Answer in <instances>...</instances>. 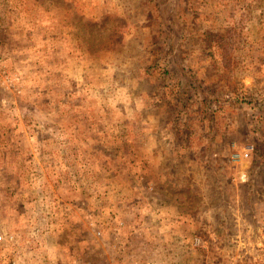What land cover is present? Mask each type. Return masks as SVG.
<instances>
[{
	"label": "rangeland",
	"instance_id": "rangeland-1",
	"mask_svg": "<svg viewBox=\"0 0 264 264\" xmlns=\"http://www.w3.org/2000/svg\"><path fill=\"white\" fill-rule=\"evenodd\" d=\"M0 234V264H264V0H0Z\"/></svg>",
	"mask_w": 264,
	"mask_h": 264
},
{
	"label": "built area",
	"instance_id": "built-area-1",
	"mask_svg": "<svg viewBox=\"0 0 264 264\" xmlns=\"http://www.w3.org/2000/svg\"><path fill=\"white\" fill-rule=\"evenodd\" d=\"M248 150L244 153V155L247 156ZM2 240V235L0 234V241ZM205 241L202 237L196 235L193 236L191 238V246L193 248H203L205 247ZM238 245H244V241L239 239V241H237ZM262 246L261 250H264V242H262V244L260 245ZM9 264H16V260H12ZM116 264H167L166 262H164L163 260L160 259H146V260H140V259H132L130 262L128 263H124V262H119ZM208 264H218L216 262H209Z\"/></svg>",
	"mask_w": 264,
	"mask_h": 264
},
{
	"label": "trees",
	"instance_id": "trees-1",
	"mask_svg": "<svg viewBox=\"0 0 264 264\" xmlns=\"http://www.w3.org/2000/svg\"><path fill=\"white\" fill-rule=\"evenodd\" d=\"M187 86V88L193 89L192 92H195V90H197V88L203 86V84L199 81H197V79H192L191 81H189V84L185 85ZM184 87V86H183ZM187 94H191L187 93ZM181 95L184 96L185 93H183V91L181 92ZM190 96V95H189ZM190 98V97H189ZM183 102L182 99H180V103ZM182 107L185 106L183 103H181ZM180 112H181V108H180Z\"/></svg>",
	"mask_w": 264,
	"mask_h": 264
},
{
	"label": "crops",
	"instance_id": "crops-1",
	"mask_svg": "<svg viewBox=\"0 0 264 264\" xmlns=\"http://www.w3.org/2000/svg\"><path fill=\"white\" fill-rule=\"evenodd\" d=\"M53 235H55V233H53Z\"/></svg>",
	"mask_w": 264,
	"mask_h": 264
}]
</instances>
